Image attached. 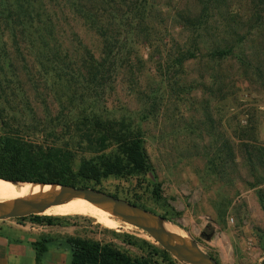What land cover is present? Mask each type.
I'll list each match as a JSON object with an SVG mask.
<instances>
[{
    "label": "rangeland",
    "instance_id": "1",
    "mask_svg": "<svg viewBox=\"0 0 264 264\" xmlns=\"http://www.w3.org/2000/svg\"><path fill=\"white\" fill-rule=\"evenodd\" d=\"M53 1L24 3L38 17L18 19L15 1L0 0V100L24 126L21 137L42 149L70 152L75 172L83 160L116 153L115 146L97 152L84 139L95 131L89 115L133 122L143 132L153 174L109 177L94 189L165 215L219 264H264V1L146 0L144 12H133L143 16L139 27L133 22L132 31L124 26L118 34V71L95 84L74 50L82 44V51L98 57L102 37L66 8L62 43L71 58L61 57L58 72L35 66L29 50L46 40L45 15L61 14ZM128 5L119 10L130 23ZM11 19L22 22L13 25L14 37ZM214 50L229 53L212 57ZM155 184L163 200L155 199ZM5 192L0 188V195ZM94 213L65 215L90 218L78 219L72 236L114 242L132 256L139 254L136 248L103 229L154 243L115 216Z\"/></svg>",
    "mask_w": 264,
    "mask_h": 264
},
{
    "label": "trees",
    "instance_id": "2",
    "mask_svg": "<svg viewBox=\"0 0 264 264\" xmlns=\"http://www.w3.org/2000/svg\"><path fill=\"white\" fill-rule=\"evenodd\" d=\"M14 1L16 3L15 10L17 13H14L17 15L16 18L21 17L22 19L25 14L33 19L38 17V12L34 10L32 5L23 8L24 3L31 4L32 0ZM56 2L58 3L55 4L56 7L59 6L58 9H60V16L57 17L54 13L45 15L44 21L48 29L46 40L40 46L34 45V49L29 50L35 66L43 67L44 64H48L58 72L61 71L59 70L61 68V64H59L61 57L64 59L71 58V56L68 57L70 48L63 46L62 43V37L66 31L61 26L67 23V20L65 21L62 18V11L66 8L74 18L84 20L89 29L96 30L102 37L103 50L100 56L96 57L85 47H82V51L80 49L82 44L73 34V42H76V45L80 44L78 49L74 50L77 61L89 67L86 74L89 83H103L106 75L112 77V74H115L119 68L117 67L119 56L113 53L117 52L119 47L118 34L121 32L120 29L125 26L132 31L133 22L136 23L135 28L139 27L137 21L140 23L138 19L143 16H137L133 12L134 10L144 12L147 1L57 0ZM122 3H128V7L131 8L126 12L130 16L128 18L130 23L126 22L127 19L122 21L124 14L119 10ZM11 21L12 37H14L15 28L13 25L16 24L15 27L17 28L22 22L16 19H11ZM57 23L60 26L58 29H54ZM42 33V30L35 33L34 43L41 41ZM73 42L70 43L72 47H74ZM41 46L43 49L38 51ZM228 53L229 51L225 50H214L210 55L212 57H224ZM9 107L7 102L4 103L0 100V126L2 129V135L0 136V179L20 183L94 188L109 177L124 178L140 174H153V167L144 147L143 132L139 126L134 125L131 121L102 120L93 114L89 115L90 118L87 122H90L96 135H87L86 133L84 139L89 144H93L97 152L115 146L116 153L114 157L83 160L74 172V160L70 156V152L56 148L42 149V147L35 146L21 137L20 133L24 126L17 123L18 116L15 113L12 114L13 111ZM111 195L118 198L114 194ZM153 195L156 200H163L160 196V184L153 186ZM130 203L145 209L134 202ZM164 206L169 211L175 212L169 204ZM82 212L90 213L84 210ZM66 214L55 216L30 215L14 220L29 221L43 226H75L78 219L90 221V218L85 216H65ZM94 214L101 216L99 213ZM175 215H178V213L175 212ZM160 217L175 224L173 220L167 219L165 215H160ZM112 219L120 222L117 218ZM125 225L132 227L128 224ZM103 232L110 234L113 239L118 240L122 245L136 248L139 254L132 256L114 242H100L75 235L66 237V243L71 250L70 264H179L155 242L152 243L143 238L124 232L117 233L106 228L103 229ZM45 242L46 240L35 245L37 255L46 251ZM215 260L218 262L216 258Z\"/></svg>",
    "mask_w": 264,
    "mask_h": 264
},
{
    "label": "water",
    "instance_id": "3",
    "mask_svg": "<svg viewBox=\"0 0 264 264\" xmlns=\"http://www.w3.org/2000/svg\"><path fill=\"white\" fill-rule=\"evenodd\" d=\"M0 180L11 183L14 186L36 185L42 188L49 187L44 194L0 201V221L30 215L46 216L44 213L49 209L67 205L76 199H82L109 212L119 221L143 231L158 246L181 264H219L213 256L205 252L189 237L161 228L155 219L165 221L163 218L129 201L116 198L98 189L70 185L20 183L3 179Z\"/></svg>",
    "mask_w": 264,
    "mask_h": 264
},
{
    "label": "crops",
    "instance_id": "4",
    "mask_svg": "<svg viewBox=\"0 0 264 264\" xmlns=\"http://www.w3.org/2000/svg\"><path fill=\"white\" fill-rule=\"evenodd\" d=\"M76 226H43L29 221H0V264H70L66 237ZM46 251L37 255L35 245L45 241Z\"/></svg>",
    "mask_w": 264,
    "mask_h": 264
},
{
    "label": "bare ground",
    "instance_id": "5",
    "mask_svg": "<svg viewBox=\"0 0 264 264\" xmlns=\"http://www.w3.org/2000/svg\"><path fill=\"white\" fill-rule=\"evenodd\" d=\"M0 188H6V192L0 195V201H8L9 198H11L13 196H20V197L24 198V197L35 195V194H44L49 189V187H47V186L42 188L41 186H36V185H33V186L32 185L14 186L13 184L2 181V180H0ZM82 210L99 213L100 215H106V216L114 217L109 212H107L103 209H100V208H98V207L92 205L91 203H89L85 200H82V199H76L67 205L49 209L44 214L46 216H55V215H60V214L82 211ZM155 220L161 228H163L167 231H170V232L182 234L176 226L170 224L169 222L160 221L157 218Z\"/></svg>",
    "mask_w": 264,
    "mask_h": 264
}]
</instances>
